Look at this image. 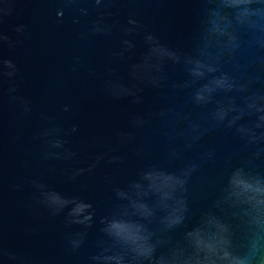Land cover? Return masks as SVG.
<instances>
[{
    "label": "water",
    "instance_id": "95a60500",
    "mask_svg": "<svg viewBox=\"0 0 264 264\" xmlns=\"http://www.w3.org/2000/svg\"><path fill=\"white\" fill-rule=\"evenodd\" d=\"M236 177L264 187V0H0V264H264Z\"/></svg>",
    "mask_w": 264,
    "mask_h": 264
},
{
    "label": "clouds",
    "instance_id": "9594fccd",
    "mask_svg": "<svg viewBox=\"0 0 264 264\" xmlns=\"http://www.w3.org/2000/svg\"><path fill=\"white\" fill-rule=\"evenodd\" d=\"M96 4L99 5L101 3V0H95ZM234 3H239V0H234ZM62 16V13L58 14V17ZM128 23H133L131 19H129ZM99 30V29H97ZM150 38V37H149ZM124 44L128 48H132L133 44L130 41H124ZM200 99V97H198ZM75 131V129H73ZM60 142L57 141L54 144V147H60ZM232 183L234 186L238 188H242L245 191L253 192L257 196H264V187L259 186L258 184H251L247 182L244 179H241L240 177H236L233 179ZM41 189L42 194V203L51 211L53 215H59L61 212L67 210L68 215L74 217L73 220L74 223H82L84 220H90L91 214L83 215L87 209L90 207L89 205L76 203L74 201L70 202L62 197L58 193H56L52 189H46L44 185H39ZM257 204L264 203V201H256ZM70 204L73 205L70 207ZM81 216H83V220L79 219ZM113 228L116 227V225H112ZM119 235V233H116ZM226 244L227 241H224ZM205 264H247V260L245 258H239V257H233L230 253L227 251H224L223 255L220 257L219 262L216 260H207L205 261Z\"/></svg>",
    "mask_w": 264,
    "mask_h": 264
}]
</instances>
